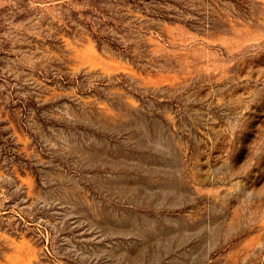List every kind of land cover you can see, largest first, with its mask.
Segmentation results:
<instances>
[{
    "label": "rangeland",
    "instance_id": "374dc122",
    "mask_svg": "<svg viewBox=\"0 0 264 264\" xmlns=\"http://www.w3.org/2000/svg\"><path fill=\"white\" fill-rule=\"evenodd\" d=\"M0 264H264V0H0Z\"/></svg>",
    "mask_w": 264,
    "mask_h": 264
}]
</instances>
